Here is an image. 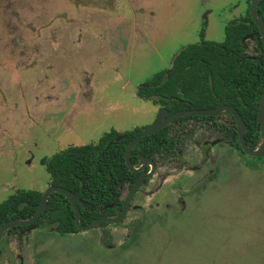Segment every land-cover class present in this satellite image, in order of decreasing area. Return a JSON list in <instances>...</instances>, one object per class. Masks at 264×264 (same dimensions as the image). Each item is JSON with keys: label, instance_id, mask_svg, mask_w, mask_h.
<instances>
[{"label": "rangeland", "instance_id": "rangeland-1", "mask_svg": "<svg viewBox=\"0 0 264 264\" xmlns=\"http://www.w3.org/2000/svg\"><path fill=\"white\" fill-rule=\"evenodd\" d=\"M247 8L245 0H0V203L49 186L41 159L150 125L159 109L138 87L199 42L204 17V40L221 42L227 21ZM46 96L61 99L68 126ZM213 151L214 164L170 174L157 197L137 200L142 216L129 213L121 227L32 232L23 264H264V159Z\"/></svg>", "mask_w": 264, "mask_h": 264}, {"label": "trees", "instance_id": "trees-1", "mask_svg": "<svg viewBox=\"0 0 264 264\" xmlns=\"http://www.w3.org/2000/svg\"><path fill=\"white\" fill-rule=\"evenodd\" d=\"M245 1L248 7L245 18L249 20L250 24L248 27L234 25L225 28V38L221 45L231 50L232 55L228 59L223 58V64L215 69L218 76L214 83V90L218 104L228 103L241 115L247 126L244 134L245 145L248 149L253 150L260 138L256 113L261 93L264 90V50L259 31L249 14L251 0ZM256 15L264 20V0L257 4ZM244 35H250L251 45L257 54H253L252 58L242 60V54L239 52ZM206 44H208L206 46L219 45L214 42ZM195 50L196 45H193L185 49L183 53L195 52ZM183 69L179 63L176 64L169 74L170 78H167L163 72L157 73L147 81L146 87L138 88L137 95L142 99L153 101L155 105L163 106L169 111L178 110L181 108L178 103L175 101L169 103L167 100L170 96L177 95L178 71H183ZM166 131V128H162L146 138H141L129 156L131 165L134 164L132 154L145 155L151 147L157 148L158 145H162L167 138ZM136 132L138 129L125 132L123 135L125 141L121 145L105 147L106 141L113 135L106 133L95 144L70 146L56 153L49 161H42L49 174L50 185L62 187L73 194H78L80 200L88 203L87 207L78 205L80 225L87 224L99 217H110L121 207L122 202L117 200L118 181L126 184L128 176L131 175L125 165L123 151L126 140ZM233 142L236 150L241 155H245L237 145L235 134ZM250 158L262 161L264 156L260 159ZM119 175L121 176L119 177ZM40 198L41 192L30 190H16L9 195L6 200L0 203V227L8 220L32 216ZM104 205H112V207L103 209ZM38 222L54 226L60 236L78 232L73 222V210L59 193L49 195L44 211L36 223ZM138 224L141 223H135L133 227ZM133 227H130V231ZM132 234L133 232L130 234V238L133 237ZM126 245L124 247L127 248Z\"/></svg>", "mask_w": 264, "mask_h": 264}, {"label": "flooded vegetation", "instance_id": "flooded-vegetation-1", "mask_svg": "<svg viewBox=\"0 0 264 264\" xmlns=\"http://www.w3.org/2000/svg\"><path fill=\"white\" fill-rule=\"evenodd\" d=\"M245 16L238 18V19H232V20L227 21L226 25L224 26V30L227 26H234V25L236 26L244 25L245 27H248L250 22L249 20L245 18ZM205 20H206V17H204L203 22L201 23V29L199 31V35H200L199 42L196 44L183 47L179 52H177L171 57L169 68L160 71V72L165 73L167 78H170L169 74L172 68L176 64L179 63V65L184 68L183 71H178V82H179L178 85L179 86L176 89L177 95L175 97L170 96V98L167 100V102L169 103L170 101H175L176 103L179 104L181 108H179L178 110L169 111L165 107L157 105L158 109L165 108L168 111V114L165 115L164 118H166L167 116L173 113L180 112V111H186V110H193V109L194 110H210V109H215L220 106L232 107L228 103L218 104L216 92L214 90V83L218 76L215 69L219 65L223 64V61H224L223 58L228 59L232 55L231 50H229L226 46L221 45L224 39L221 42H214V43L219 44L218 46H206L208 45L206 44L207 42L208 43H213V42L204 40L205 31H206V21ZM224 30L223 32L225 33ZM118 40L119 38L117 37L116 42ZM241 43L242 45H241L239 53L242 54V60H244L245 58H252L253 54H257V51L251 45L250 35H244L241 40ZM193 45H196L195 52L183 53L185 49ZM179 58L180 60L178 61ZM19 85L21 86V88L19 89L20 90L19 92H22V85L21 84ZM146 86H147V82L145 84L140 85L138 88H141V87L144 88ZM24 94L25 92H23V95ZM136 95H137V91H136ZM46 98L54 102L53 104L56 106V108L49 109L50 111L54 110V112H51L52 117L55 115L58 118L59 122L62 123L61 125L65 124L66 126H68L67 120H68L69 110L58 109L60 108L59 105L61 104L60 103L61 99L59 97L55 98V97H49V96H46ZM44 110H47V109H44ZM179 118H183V119L179 120ZM148 126L138 129V132H136L133 136L128 138L125 143V148L128 145V143L136 135H138L142 130H144ZM244 126H245V130L243 132V140H244V134L247 130V126L245 124ZM163 128L167 129L166 131L167 138L162 145H158L157 148L151 147L150 150L145 153V155L141 153L132 154L131 157H132V161L134 162L132 167L134 169L140 168L141 166L140 157L145 158L146 161L148 162H146L145 165L142 166V168L137 172H131L128 170L131 173V175L128 176V181L126 184H124L122 181H118V186H117L118 199L117 200L122 202L121 207L113 215H110V217H99V218L110 219L118 215L120 211L122 210L123 203L128 195V192L131 186L135 183V181L138 179L140 175L150 173L149 176L143 177L141 184L138 187L137 191L131 196L130 201L127 205V208L121 217L120 223L119 224L101 223L93 229L104 228L106 226H115V227L120 226L121 227V225L125 222L129 213L131 212H138L140 216H142L143 209L139 205L136 204L137 200H142L143 197L144 198L157 197L158 193L162 189V186L164 185V182L166 181L168 177H170V174L180 175L183 171L195 173V172H199L203 170L207 166H211L212 164H214V159L217 156H216V153H214L213 148H215L216 146L223 147L227 158H229L230 155L232 154V151L236 150V148L234 147V142H233L234 134L236 135L237 145L240 149V146L238 143V137L236 134V120L234 116L232 115V113H230L229 111H222V112L216 113L215 115H208V116H181L169 122ZM134 130L136 129H133L128 132H132ZM106 133H112L113 135L109 138L108 141H106L105 147H111L112 145H115V146L121 145L125 141V139H123V135L125 132L122 133L119 131L110 130L109 132H106ZM100 138L97 140V142L100 140ZM125 148H124V151H125ZM124 151H123V157H124ZM131 151L129 152V156L131 154ZM236 151L238 152V150ZM55 154H53L52 156H54ZM52 156L49 158L41 159V163L42 161H49L52 158ZM214 174H215L214 170L211 169L205 173V175L203 176L202 179H200V181H202L203 179H207L209 176L214 177ZM120 176L121 175H119V177ZM49 186H53V185H50L49 183ZM42 193L43 192H41V197H42ZM74 195H78V194H74ZM80 202L84 203V205H82L79 202H76L77 207L78 205L82 207L88 206V203L83 202L82 200H80ZM179 203L182 206H184V202L182 200H179ZM155 205H157V202ZM106 207L110 208L112 207V205H104L102 208L105 209ZM166 207L168 208V205ZM29 218H23V219H29ZM141 218L142 217L138 218L134 222H130L127 226L129 230L131 229L130 227H133L135 223H138V222L141 223L142 222ZM36 221H34L32 224L27 225V226L13 227L5 233V235L0 239V260L3 256V251L5 247L9 246L10 244H13L12 246L15 252H12L13 254L8 257L9 262L7 263L8 264H23V253L26 251L27 237L34 231L44 234L47 231H49L51 228H53L55 233L59 237L72 236V235H77L80 232H85V231H81L77 229L78 230L77 233L60 236L56 232L54 226H48L45 223H40V222L36 223ZM73 222H74V213H73ZM17 227H19V229H17ZM93 229L88 230V231H92ZM101 242L103 244L107 243L104 238L102 239Z\"/></svg>", "mask_w": 264, "mask_h": 264}, {"label": "water", "instance_id": "water-1", "mask_svg": "<svg viewBox=\"0 0 264 264\" xmlns=\"http://www.w3.org/2000/svg\"><path fill=\"white\" fill-rule=\"evenodd\" d=\"M260 1L261 0H251L250 1V3H249V14H250L252 22L256 25V27L259 31L261 41H262V45H263V50H264V20L261 18H258L256 15V7ZM222 111H229L230 113H232V115L234 116V118L236 120V134H237L238 143H239V146H240V149L242 150V152L249 157H253V158H257V159L262 158L264 156V90L261 93V96H260V99L258 102L257 113H256V123L259 125L260 138H259V142H258L255 149L251 150V149H248L246 147L244 140H243V132L245 130V126L242 122L240 115L232 107L220 106V107H217L215 109H210V110H194V109L193 110H186V111H180V112L173 113V114L167 116L166 118H164V116L168 114V111L165 108H160L158 110V113H157L155 119L153 120V122L147 128L142 130L138 135H136L126 146L125 151H124V160H125L126 167L131 172H137L142 168V166L145 165L146 162H148V161H146L145 158L140 157V165L141 166L138 169H134L132 167V165L130 164V161H129V152L132 150L134 145L141 138H145L149 135L156 133L157 131L162 129L164 126H166L169 122L177 119L178 117H181V116H208V115H215L216 113L222 112ZM149 175H150V173L140 175L138 177V179L135 181V183L131 186V188L128 192V195H127V197L123 203L122 210L120 211V213L118 215H116L114 218H110V219L99 218V219L92 221V222H90L84 226L80 225V223H79V210H78L76 202H79L82 205H84V203L80 202L78 195H74L72 192H70L69 190L64 189L62 187L49 186L47 189H45L43 191L42 197H41V199L37 205V208H36L34 214L29 219H23V218L12 219V220L7 221L6 223H4L0 227V239L5 235V233L9 229L16 227V226H27V225L32 224L34 221H36L39 218V216L42 214V212L44 211L45 203H46L47 198H48L50 193H59V194L63 195L66 198V200L70 203V205L73 209V213H74V224L78 230L88 231V230L95 228L97 225H99L101 223L118 224L121 220L122 215L124 214V212L127 208V205L130 201L131 196L137 191L138 187L141 184L143 177L149 176Z\"/></svg>", "mask_w": 264, "mask_h": 264}]
</instances>
